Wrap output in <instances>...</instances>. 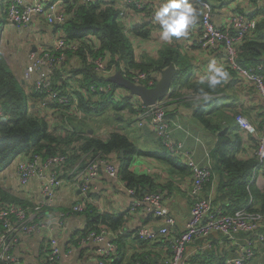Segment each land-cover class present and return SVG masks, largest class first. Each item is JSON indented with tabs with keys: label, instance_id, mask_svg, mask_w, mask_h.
Listing matches in <instances>:
<instances>
[{
	"label": "built area",
	"instance_id": "2783aa9c",
	"mask_svg": "<svg viewBox=\"0 0 264 264\" xmlns=\"http://www.w3.org/2000/svg\"><path fill=\"white\" fill-rule=\"evenodd\" d=\"M93 1L95 0H1V4L7 31L16 29L18 32H24L33 24V21L41 26H61L74 15L79 6ZM147 1L115 0L111 6L119 12L118 21L120 22L124 9L133 8L143 11ZM193 1L196 8L201 11L200 27L195 37L196 40L187 41V47H197L206 53L221 52L222 66L235 73L240 89L236 101L239 111L244 106L242 100L248 98L257 97L264 105V78L259 73L261 67L246 69L236 61L240 45L245 39L254 37L257 24L260 22L259 16H264V14L249 17L240 10L238 3L231 2L228 3L229 18L222 25L216 26L212 22L213 9L210 3L204 0ZM82 47L97 49L96 38L85 36L81 39H71L64 31L59 30L54 32L52 39L46 45L35 47V51L28 52L23 78L36 92L44 95L40 100L42 107H47L50 103L59 107V105L65 106L72 102V110H75L78 105L75 91L87 97L109 93L112 90L110 82L106 80L105 84H92L87 88H81L70 82L65 93L54 88L55 70L66 62L68 53H75ZM86 54L87 62L92 64L93 71L104 78L119 71L134 84L150 88L156 84L160 76L154 69L140 71L120 63L117 66L109 65L104 56L92 57L88 55V52ZM171 91L170 87L167 95ZM165 97L150 106H145L140 102L141 105L135 107L133 121L137 127L152 131L162 146L188 168L189 175L184 177L183 182L188 190L190 218L183 232L177 233L174 229L176 221L170 214L169 207L164 203L161 191L136 197L133 189H127V194L131 197L130 212H139L162 222V226L156 230L148 226H138L133 230L134 236L144 241H151L158 237L165 238L171 252L168 264H189L185 254L188 244L212 234H221L225 237L227 245L236 252L234 257L225 260V264H253L252 259L256 256V249L259 245H264V207L257 211L243 208L233 214H225L220 207L214 208L210 200L201 197V192L211 177L210 152L205 153L207 164L200 166L194 159V153L187 149L182 141L174 137V131H181L186 135L190 133L180 124L178 114L175 119L166 117L170 108L168 107L169 100ZM181 99L193 100V95L190 91H186ZM55 109L56 107L53 108ZM234 121L244 134V144L247 143L245 140L247 136H253L257 140L255 148L251 149L255 165L250 182L264 191V116L254 123L243 113L238 112ZM19 158L15 166L17 182L24 187L30 179L35 178L39 182V198L32 203L31 209L11 204L0 210V264H24L15 254L19 237L20 235H32L39 231L48 233L46 261L50 264H57L61 250L57 241L51 236V232L57 228L56 225L60 227L63 225L65 216L84 212L85 203L89 202L87 194L101 172L109 177H117L116 154L104 155L99 152L91 156L89 153H82L74 164L67 166L64 173L67 154L57 153L41 158L35 153H24ZM65 185L76 187L83 198L82 202H75L67 210L59 211L57 214L59 218L55 225L47 221L48 216L46 212H42V208L49 206V200H52L55 192ZM249 197L248 206L252 203L251 195ZM109 232L108 229L102 227L99 231H90L81 236L80 241L83 243L92 240L101 243ZM117 250L118 246L114 239L104 246L97 247L96 252L99 256L97 264H111Z\"/></svg>",
	"mask_w": 264,
	"mask_h": 264
},
{
	"label": "trees",
	"instance_id": "16d2710c",
	"mask_svg": "<svg viewBox=\"0 0 264 264\" xmlns=\"http://www.w3.org/2000/svg\"><path fill=\"white\" fill-rule=\"evenodd\" d=\"M204 1L210 3L214 10L237 0ZM248 2L255 4L256 0H248ZM0 7L2 8L1 0ZM256 12H264V10H257L248 16L253 17ZM118 16L119 12L110 4L106 5L102 1L95 0L92 3L79 6L74 15L63 25L51 27L54 31H64L71 39L94 36L98 43L97 49L82 47L77 52L69 54L76 56V63L71 65L66 62L54 72V88L65 93L70 82L81 88H87L92 84L106 83V78L98 76L93 71L92 64L87 62L86 52L92 57H106L109 65L117 66L120 63L140 71L154 69L158 74L164 68L174 65L177 67V75L172 81L171 93L165 97L169 100L168 107L170 108L166 117L175 119L178 107L182 106L190 112L191 120L195 124L197 123L215 136V143L210 150L211 177L204 186V188L210 186L211 178L214 175L217 190L216 197L211 202L212 205L220 207L225 214H233L243 208L254 211L261 210L264 207V191L253 186V182H250L252 169L255 165L251 149L255 148L257 140L253 136H247L245 139L247 143L244 144V134L234 121L238 112L246 114V112L237 109L236 100L239 92L237 94L235 91L237 83L235 73L227 68L231 79L217 86L216 90L211 93L214 97L213 100L207 102L201 100L198 103L194 100H183L181 97H184L186 91H190L194 96L201 85L199 81L191 78L190 70L188 71L183 62L179 47L163 46L155 59L148 58L147 62H135L129 38L118 21ZM3 18L4 13L0 17V21ZM132 33L136 37L147 39L150 30L142 26H135ZM236 61L246 69L261 67L259 73L264 78V20L257 24L254 37L245 39L240 45ZM110 85L112 90L109 93H99L97 96L84 97L75 91L78 105L73 112L71 111L72 102L65 106L59 105V107L53 103L42 107L40 100L44 95L36 92L32 87H27L25 81L18 80L0 55V109L2 111L0 115V172L24 153H35L41 158L57 153L67 154L68 159L63 173L67 166L74 164L79 159L82 153H89L91 156L99 152L104 155L114 153L116 154L117 177L124 183L126 189H133L136 197L156 191H161L165 197V191L169 186L172 187L171 182L168 181L164 185L158 182L156 175L135 174L130 170V160L135 156L142 155L155 158L167 170L166 177L170 178L182 179L189 175V170L162 146L152 131L134 126L135 107L141 105L140 101L137 98L133 99L135 97H131L126 90L117 85L113 83ZM204 87L206 88V86ZM54 107H56L55 110H53ZM108 110L112 112L113 121L108 124V131L105 135L97 134L95 129L98 128H93L90 125L91 120L86 122L85 119L87 116L91 118L93 113L100 114ZM77 112H80L83 117L78 118ZM48 116H53L52 123L49 122ZM260 116H264V111ZM134 128L152 134L161 149L151 153L139 149L125 133V130ZM123 129H125L124 132ZM120 152H122V157L119 156ZM249 195H251L252 203L248 206ZM11 204L30 209L33 206L0 186V210ZM67 209L61 208L60 211ZM44 211L45 208H42V212ZM82 213L87 216V224L80 231L81 236L105 227L111 230L114 236L116 235L114 240L119 242V233L127 221L126 214L97 213L88 203H85V210ZM209 238H216L213 239L212 244L214 245L216 242L219 247L214 250L215 246L211 244L210 250H205L202 255H197L192 264H198L196 261L199 259L204 261L214 259L216 264H225L227 258L236 255L235 250L227 245L225 237L221 234H212L198 240H208ZM136 239L141 244L150 242L139 240L137 237ZM151 241L167 245V250L171 255L165 238L158 237ZM47 253L48 250L43 256L44 262L50 264L46 261ZM116 257L111 264H120V256ZM127 264L147 263L144 256L138 254L132 256Z\"/></svg>",
	"mask_w": 264,
	"mask_h": 264
},
{
	"label": "crops",
	"instance_id": "0c3cea01",
	"mask_svg": "<svg viewBox=\"0 0 264 264\" xmlns=\"http://www.w3.org/2000/svg\"><path fill=\"white\" fill-rule=\"evenodd\" d=\"M104 2L106 5H113L115 0H99ZM158 0H148L146 2L143 11H137L133 8H126L122 12L120 18V24L124 28L126 36L129 38L131 49L133 51V57L135 62H147L149 59H155L157 57L158 51L166 45L178 46L180 50L181 57L183 56V62L190 69L191 78L193 80L199 81V76L207 72V65L210 59L214 58L218 65L223 64V57L221 52L206 53L197 47H187V41H195L198 35V29L200 27V19L191 26L189 29V35L180 40L173 38L170 42H164L160 40L159 37V25L153 22V13L157 7ZM194 5V1L192 0ZM238 7L243 13L249 15L257 10H264V0H256L255 4H250L248 0H237ZM195 6V5H194ZM196 7V6H195ZM264 12H256V14H262ZM230 15V10L228 4L220 8H216L212 13V22L216 25H222ZM259 21L264 20V16H259ZM259 22V23H260ZM135 26H142L150 30V35L147 39H142L136 37L132 33V29ZM54 30L50 27H44L33 21V24L25 31L26 35L23 37L24 40H35L28 46L29 51L31 48L44 46L52 39ZM38 38V40H37ZM25 52H27L26 46H24ZM67 54L66 62L74 65L76 63V56ZM27 62V59H26ZM66 62L63 64L65 65ZM62 65V66H63ZM61 66V67H62ZM60 67V68H61ZM58 68V69H60ZM177 68V67H175ZM57 69V70H58ZM227 69V68H226ZM56 71V70H55ZM231 79L229 76L228 81ZM24 81V80H23ZM22 81V82H23ZM27 83V82H26ZM225 83V82H224ZM235 91L240 92L238 84L235 85ZM238 100V99H237ZM236 100V101H237ZM244 106L240 111L246 112L244 114L251 122L256 123L259 118H262L260 114L264 111V105L259 101L257 97L248 98L242 100ZM253 112V113H250ZM80 116V112L76 113ZM178 120L180 124L186 128L189 133L190 129L188 126H184L181 123V119L191 120V114L187 109L182 106L178 107ZM49 122H53V116L48 117ZM190 126V125H189ZM102 128V127H100ZM99 129V128H98ZM96 130V129H95ZM103 133V128L96 130ZM125 129H123L124 132ZM92 131H89V133ZM129 140L135 144L139 149L145 151L146 153L156 152L161 149L156 138L143 130L138 129H127L125 130ZM190 135H186L181 131H174V137L184 143V146H188L187 149L191 150L196 154L195 145L196 142L200 143V138L195 137L198 141L194 140L192 142L189 139ZM190 147V148H189ZM135 158V159H134ZM19 157L12 161V163L0 173V186L11 193L15 197L27 201L29 204L36 202L39 198V182L32 178L27 183L26 186L22 187L18 184L15 176V166L19 161ZM134 159V160H133ZM202 158L196 161L197 164H207V161L200 162ZM206 160V158H205ZM117 165V162H115ZM130 170L135 174L150 173L156 175L158 182L160 184H166L170 181L172 187L169 186L168 190L164 194V203L169 207L170 214L174 217L175 232L181 233L186 227V224L190 218V201L188 198V190L186 184L183 182L184 178H170L166 177L167 170L164 166L158 162L155 158L149 156H135L130 160L129 163ZM149 170V172H147ZM213 175V174H212ZM211 183L208 188H203L201 192V197L208 198L211 202L216 197V181L213 175L211 178ZM126 187L124 183L118 177H109L106 173L101 172L97 181L91 187L88 192V204L94 208L97 213H110V214H126L127 221L123 229L120 231V240L115 243L118 246L116 257L120 256V264H127L132 256L142 255L147 264H168L169 263V251L168 246L155 241H150L146 244H141L133 234L134 228L138 226H148L149 228L158 229L162 226V222L159 219L143 215L141 213L130 212L131 197L127 194ZM83 195L80 194L79 190L74 186H63L58 189L52 200H49L50 205L44 206V213L46 212L48 216V222L57 224L58 212L62 208H68L71 204L75 202H82ZM216 207V205H212ZM50 215V216H49ZM87 216L84 213H72L63 219V225L60 227L58 225L51 232V236L57 241L60 247L61 254L57 264H97L99 256L96 252L97 247L104 246L106 243L112 241L116 238L111 230L105 237L104 241L98 243L96 241L88 240L87 242L80 241V231H82L87 224ZM54 225V226H55ZM48 233H42L41 231L34 233L32 235H20L15 254L20 257L24 264H45L44 254L48 249L47 245ZM112 238V239H111ZM218 238V236H216ZM208 240H197L192 244H188L185 249L186 259L189 264L195 260L197 255H202L203 251L210 250L209 247L212 244L213 239ZM75 241V243H73ZM119 243V244H118ZM213 245V244H212ZM216 250L217 243L214 242ZM216 254V253H215ZM261 255H264L263 249L261 248ZM198 264H216L214 259L210 260H197ZM255 264H260L258 261Z\"/></svg>",
	"mask_w": 264,
	"mask_h": 264
},
{
	"label": "rangeland",
	"instance_id": "374dc122",
	"mask_svg": "<svg viewBox=\"0 0 264 264\" xmlns=\"http://www.w3.org/2000/svg\"><path fill=\"white\" fill-rule=\"evenodd\" d=\"M3 13H4L3 7L2 8L0 7V17L3 15ZM44 27H47V26H44ZM25 35H26L25 31L18 32V30L16 29H10L9 31H7V28L5 26V14H4L3 20L0 21V55L6 61L10 70L15 75V77L21 81L24 80L23 72H24L25 65L27 63L26 59H27V54L29 52L28 46H30L31 43L35 41L31 39L30 41H28L27 39L24 40L23 37ZM24 46H26L27 52H25ZM189 70L190 68L188 69V71ZM26 84H27V87H31L29 82H27ZM71 111L73 112L72 109ZM250 113H253V112H250ZM112 116H113L112 112L108 110L100 114L93 113L91 115V118L87 116L85 121L89 122L91 120L90 125L93 126V128H99L96 130H100L103 128V133H101L102 130L98 133L101 135H105L108 131L107 130L109 127L108 124H110L113 121ZM80 117H83V116L80 115L78 118ZM181 123L184 126H188V128L190 129L191 136H189V139L192 142H194L196 136H198L201 140L200 143L196 142V145H195L196 148L194 151L196 152V154L194 156V159L197 161L198 159L202 158L200 162L206 161L205 153L207 151L210 152L211 148L213 147L215 143V136L211 132H208L202 127H200L197 123L195 124L192 120L188 121V124L190 126L186 125L187 121L184 118L181 119ZM134 126L136 128H139L135 125V123H134ZM191 137L194 140L191 139ZM185 147L187 148L188 146H185ZM204 165H205L204 163L201 164V166H204ZM253 186L255 185L253 184ZM262 246L259 245V248L256 249V253H255L256 256L254 257V259H252L253 264L257 263L258 261L260 262V264H264V255H261ZM263 252H264V249H263Z\"/></svg>",
	"mask_w": 264,
	"mask_h": 264
},
{
	"label": "clouds",
	"instance_id": "9594fccd",
	"mask_svg": "<svg viewBox=\"0 0 264 264\" xmlns=\"http://www.w3.org/2000/svg\"><path fill=\"white\" fill-rule=\"evenodd\" d=\"M200 15L201 11L193 5L192 0H158L152 18L159 25L160 40L170 42L173 38L180 40L187 37L189 29L198 21ZM229 76L224 66L218 65L214 58L210 59L207 72L199 76L201 87L196 90L193 100L197 103L201 100H213L211 93L226 82Z\"/></svg>",
	"mask_w": 264,
	"mask_h": 264
},
{
	"label": "water",
	"instance_id": "95a60500",
	"mask_svg": "<svg viewBox=\"0 0 264 264\" xmlns=\"http://www.w3.org/2000/svg\"><path fill=\"white\" fill-rule=\"evenodd\" d=\"M35 49L36 48L33 46L31 51H35ZM176 75L177 69L174 65H170L160 72L158 81L150 88L134 84L126 79L119 71L107 77L106 81L117 85L126 90L130 95L137 97L143 105L150 106L168 94L172 81ZM119 156L122 157V152H120Z\"/></svg>",
	"mask_w": 264,
	"mask_h": 264
}]
</instances>
